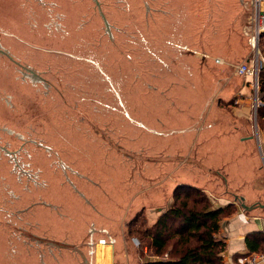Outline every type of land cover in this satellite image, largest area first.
Listing matches in <instances>:
<instances>
[{"label": "rangeland", "instance_id": "rangeland-1", "mask_svg": "<svg viewBox=\"0 0 264 264\" xmlns=\"http://www.w3.org/2000/svg\"><path fill=\"white\" fill-rule=\"evenodd\" d=\"M252 13V0H0V264H106L118 229L164 214L178 183L207 197L182 119L217 106L234 121L245 99L219 103L218 88L245 84ZM246 84L256 134L260 84Z\"/></svg>", "mask_w": 264, "mask_h": 264}, {"label": "crops", "instance_id": "crops-1", "mask_svg": "<svg viewBox=\"0 0 264 264\" xmlns=\"http://www.w3.org/2000/svg\"><path fill=\"white\" fill-rule=\"evenodd\" d=\"M230 62L235 63L234 60ZM231 63L225 65L228 67ZM239 77L245 78V84H252L250 77ZM245 84L240 86L230 79H222L219 83V92L223 94L220 98L223 101L218 100L219 103L228 102L229 99H225L236 93L245 99V102L241 99L242 103L238 107L229 109L228 112L234 116L233 122H224L221 116L225 112L220 113L217 106L203 108V113L199 115L200 124L194 125L192 113H186L182 119L186 129L182 131L185 138L181 139L192 143L189 145L190 151L192 145L200 141L202 158L208 165V175H203L204 184L200 187L207 194L210 204L208 210H224L220 214L219 229L214 235L225 243L220 255L223 264H240L247 255L264 254V123L258 124L256 121L255 134L251 125L249 104L246 102L249 89ZM257 118L264 120V115L258 114ZM215 166L217 169L213 170ZM212 172L215 173V181L220 180L219 183L212 179ZM178 184L173 192L179 186L197 188L190 182ZM217 188L219 195L222 194L224 198L227 196L231 200L214 202L212 191L215 192ZM149 201L155 204L157 200L148 199L145 204L151 205ZM147 207L143 211L146 210L148 225L152 226L161 215L158 208ZM120 228L117 235L111 238L112 254L108 255L106 264H143L157 258L148 254L147 245L141 247L137 238L128 240V234ZM249 245L254 248L253 252L249 250Z\"/></svg>", "mask_w": 264, "mask_h": 264}, {"label": "trees", "instance_id": "trees-1", "mask_svg": "<svg viewBox=\"0 0 264 264\" xmlns=\"http://www.w3.org/2000/svg\"><path fill=\"white\" fill-rule=\"evenodd\" d=\"M260 45L264 54V35ZM258 83L260 101L264 104V69L259 72ZM258 113L264 115V105L259 107ZM194 190L188 186L177 187L172 205L152 226L139 221L141 216L128 224V236L138 237L141 247L146 243L149 253L157 257L143 264H223L220 255L225 243L214 235L224 210H208L210 204L205 195L190 197L188 192ZM181 192L187 197L178 204L177 197ZM188 198L193 206H189ZM197 204L202 207H196ZM249 248L254 251L252 246Z\"/></svg>", "mask_w": 264, "mask_h": 264}, {"label": "built area", "instance_id": "built-area-1", "mask_svg": "<svg viewBox=\"0 0 264 264\" xmlns=\"http://www.w3.org/2000/svg\"><path fill=\"white\" fill-rule=\"evenodd\" d=\"M252 11V34L249 44L255 53L254 58L251 62L247 61L240 64L236 72L239 75L250 77L253 87L257 90L258 75L264 69V57L259 53L260 38L264 35V0H252ZM107 246L111 249L112 244L108 243ZM240 264H264V254L247 255L240 261Z\"/></svg>", "mask_w": 264, "mask_h": 264}, {"label": "water", "instance_id": "water-1", "mask_svg": "<svg viewBox=\"0 0 264 264\" xmlns=\"http://www.w3.org/2000/svg\"><path fill=\"white\" fill-rule=\"evenodd\" d=\"M0 52H1V53H5L4 51H1V50H0Z\"/></svg>", "mask_w": 264, "mask_h": 264}]
</instances>
